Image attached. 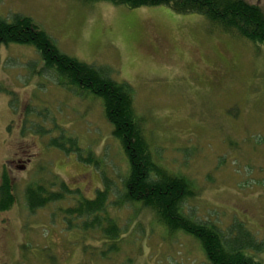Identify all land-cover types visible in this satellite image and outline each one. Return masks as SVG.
<instances>
[{"label": "rangeland", "instance_id": "rangeland-1", "mask_svg": "<svg viewBox=\"0 0 264 264\" xmlns=\"http://www.w3.org/2000/svg\"><path fill=\"white\" fill-rule=\"evenodd\" d=\"M248 1L264 11V0ZM16 14L30 17L61 52L132 86L155 158L193 183L187 214L225 235L241 225L264 241V43L167 5L0 0L1 18ZM65 81L33 45L0 44V183L7 168L16 195L0 211V264H211L197 237L170 232L138 201L118 205L126 154L102 99ZM63 136L81 151L50 144ZM53 175L87 198L110 181L107 213L123 235L116 250L100 230L67 227L58 208L75 199L29 211L25 186ZM245 252L264 264V249Z\"/></svg>", "mask_w": 264, "mask_h": 264}, {"label": "trees", "instance_id": "trees-1", "mask_svg": "<svg viewBox=\"0 0 264 264\" xmlns=\"http://www.w3.org/2000/svg\"><path fill=\"white\" fill-rule=\"evenodd\" d=\"M106 1L129 8L167 5L178 13H200L227 34L264 43V11L248 0ZM10 43L33 45L40 52L46 68L52 70L59 80L64 82L65 79L68 85L87 90L102 99L105 118L112 124V133L120 141L129 163L123 180V199L118 202L120 207L126 202L138 201L151 209L159 223L170 232L182 230L197 237L211 264H263L256 254L245 252L257 253L264 249V241H258L249 230L234 224L229 229L230 233L225 235L215 223L197 220L184 211V201L196 193L193 183L186 176L170 172L155 158L144 132L143 119L135 109L130 84L110 78L103 67L61 52L30 17L16 14L11 21L0 17V44ZM50 144L67 151H81L74 138L63 136L52 139ZM79 158L93 161L92 156L85 158L79 154ZM109 194L110 181L106 177L104 188L98 189L94 198L82 196L79 189L69 187L56 175L45 182L28 183L24 188L30 212L75 199L72 205L66 202L67 207L58 208L67 227L84 232L100 230L104 239L110 242L109 250H116L117 238L123 235L116 219L107 213ZM15 201V186L9 170L5 168L0 183V211H7ZM105 251L108 252L107 249Z\"/></svg>", "mask_w": 264, "mask_h": 264}, {"label": "flooded vegetation", "instance_id": "flooded-vegetation-1", "mask_svg": "<svg viewBox=\"0 0 264 264\" xmlns=\"http://www.w3.org/2000/svg\"><path fill=\"white\" fill-rule=\"evenodd\" d=\"M154 42H156V41H154Z\"/></svg>", "mask_w": 264, "mask_h": 264}]
</instances>
